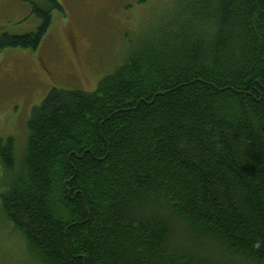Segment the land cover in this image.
I'll list each match as a JSON object with an SVG mask.
<instances>
[{
    "label": "trees",
    "instance_id": "1",
    "mask_svg": "<svg viewBox=\"0 0 264 264\" xmlns=\"http://www.w3.org/2000/svg\"><path fill=\"white\" fill-rule=\"evenodd\" d=\"M31 10L0 55L68 16ZM151 24L93 91L41 64L24 151L0 137V264H264V0H170Z\"/></svg>",
    "mask_w": 264,
    "mask_h": 264
},
{
    "label": "rangeland",
    "instance_id": "2",
    "mask_svg": "<svg viewBox=\"0 0 264 264\" xmlns=\"http://www.w3.org/2000/svg\"><path fill=\"white\" fill-rule=\"evenodd\" d=\"M33 1L0 0V33L35 30L38 20L32 15ZM60 1L68 16L54 15L42 48H10L0 55V137L14 136L20 141L19 154L27 139L24 120L28 121L32 108L46 95L42 65L51 72L55 83L65 72L66 76H74L71 78L80 82L84 90H95L121 60L141 49L147 26L170 0H143V4L141 0ZM72 47L74 52L70 51ZM3 234L9 238L11 232L0 221V237ZM7 252L4 248L2 254Z\"/></svg>",
    "mask_w": 264,
    "mask_h": 264
}]
</instances>
